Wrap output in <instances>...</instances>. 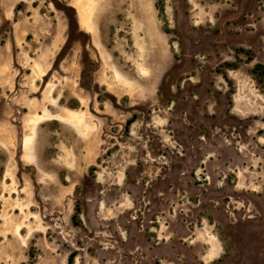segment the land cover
<instances>
[{
  "label": "rangeland",
  "instance_id": "374dc122",
  "mask_svg": "<svg viewBox=\"0 0 264 264\" xmlns=\"http://www.w3.org/2000/svg\"><path fill=\"white\" fill-rule=\"evenodd\" d=\"M263 66L264 0H0V264H264Z\"/></svg>",
  "mask_w": 264,
  "mask_h": 264
},
{
  "label": "crops",
  "instance_id": "0c3cea01",
  "mask_svg": "<svg viewBox=\"0 0 264 264\" xmlns=\"http://www.w3.org/2000/svg\"><path fill=\"white\" fill-rule=\"evenodd\" d=\"M69 123L71 124H75L71 119H67ZM23 160L27 163V164H33L34 160H33V144L30 140L29 137H25L23 140Z\"/></svg>",
  "mask_w": 264,
  "mask_h": 264
},
{
  "label": "trees",
  "instance_id": "16d2710c",
  "mask_svg": "<svg viewBox=\"0 0 264 264\" xmlns=\"http://www.w3.org/2000/svg\"><path fill=\"white\" fill-rule=\"evenodd\" d=\"M258 67H260L261 65H257ZM263 68H264V66H263Z\"/></svg>",
  "mask_w": 264,
  "mask_h": 264
}]
</instances>
